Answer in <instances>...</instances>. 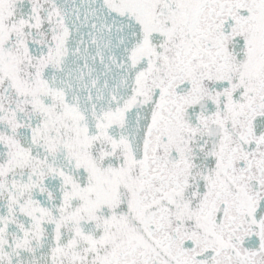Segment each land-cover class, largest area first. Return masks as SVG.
I'll use <instances>...</instances> for the list:
<instances>
[{"label": "snow or ice", "instance_id": "obj_1", "mask_svg": "<svg viewBox=\"0 0 264 264\" xmlns=\"http://www.w3.org/2000/svg\"><path fill=\"white\" fill-rule=\"evenodd\" d=\"M0 264H264V0H0Z\"/></svg>", "mask_w": 264, "mask_h": 264}]
</instances>
